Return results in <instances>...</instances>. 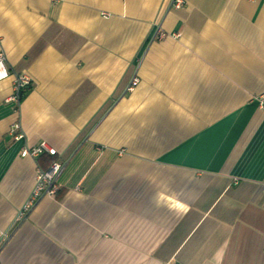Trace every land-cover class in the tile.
<instances>
[{"label":"crops","instance_id":"crops-1","mask_svg":"<svg viewBox=\"0 0 264 264\" xmlns=\"http://www.w3.org/2000/svg\"><path fill=\"white\" fill-rule=\"evenodd\" d=\"M172 4L0 0V264H264V0Z\"/></svg>","mask_w":264,"mask_h":264},{"label":"built area","instance_id":"built-area-1","mask_svg":"<svg viewBox=\"0 0 264 264\" xmlns=\"http://www.w3.org/2000/svg\"><path fill=\"white\" fill-rule=\"evenodd\" d=\"M187 3V0H173V7L176 9L182 8ZM11 75V71L8 68L6 57L3 52H0V82L8 79ZM32 82V78L27 73L18 74L15 77L14 93L8 98V101L18 102L21 97V93ZM137 80H134L133 84H136ZM20 123L16 122L13 125V131L16 133L15 138L19 139L23 136L20 131ZM44 153L54 155V159L50 162L47 168H39L36 175L35 186L24 205L22 211L19 213L18 218H21L26 211H28L38 199L42 196H55L59 189L58 177L63 168V160L57 156V150L50 147L47 143L42 142L37 145L26 146L21 151L22 157H31L37 159ZM6 234H3L4 239Z\"/></svg>","mask_w":264,"mask_h":264},{"label":"trees","instance_id":"trees-1","mask_svg":"<svg viewBox=\"0 0 264 264\" xmlns=\"http://www.w3.org/2000/svg\"><path fill=\"white\" fill-rule=\"evenodd\" d=\"M51 156H53V157H52V160H53V159H54V155H51ZM52 160H51V161H52Z\"/></svg>","mask_w":264,"mask_h":264}]
</instances>
